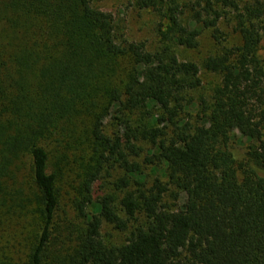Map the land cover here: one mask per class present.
I'll return each mask as SVG.
<instances>
[{
    "label": "trees",
    "instance_id": "trees-1",
    "mask_svg": "<svg viewBox=\"0 0 264 264\" xmlns=\"http://www.w3.org/2000/svg\"><path fill=\"white\" fill-rule=\"evenodd\" d=\"M136 3L157 45L94 0H0V264H264V0Z\"/></svg>",
    "mask_w": 264,
    "mask_h": 264
},
{
    "label": "rangeland",
    "instance_id": "rangeland-1",
    "mask_svg": "<svg viewBox=\"0 0 264 264\" xmlns=\"http://www.w3.org/2000/svg\"><path fill=\"white\" fill-rule=\"evenodd\" d=\"M95 5L101 7L105 10H110L113 12L117 18V21L120 23V29L125 30L131 38H139L145 39L147 42L153 46L159 43L160 36L157 32L158 25L160 22V15L150 9H143L140 8L139 5L136 3V0H94ZM210 30V29H209ZM221 30H224V33L227 34L229 43H236L237 37L234 36V23L233 22H223L221 24ZM220 45L215 44L214 39L211 37L209 33H205V35L201 39V44L194 50H187V49H180L182 57H189L201 62L203 58L208 55L212 54L216 50H218ZM262 54L264 55V40L262 42ZM201 78L202 84L200 88L196 92H194V103L196 104L191 106V114L195 117L196 107L199 106L200 97L205 96L208 97L213 87L219 83L220 81V74L215 73L210 70H206L202 68L201 70ZM116 114V110L114 109L110 116L106 119L105 124V131L108 134H112L115 130L118 129L117 120L113 119V116ZM183 116H185L183 114ZM247 144V138L241 136L239 132L235 133V137L233 138V150L239 157H242L245 154V148ZM139 145L147 146L145 142H139ZM143 157H139L141 160ZM113 174L112 177H104L98 183H105V186H109V180L113 179L114 177L121 174L120 169H111L110 170ZM147 171H151L150 168H147ZM153 178V177H151ZM151 180V179H150ZM166 200L171 201L173 200L170 196L166 197ZM184 197L179 200V204L183 202ZM104 234H106L107 238L119 242L124 239L127 232H120L117 231L110 226H105ZM112 233V235H109ZM109 235V236H108ZM10 236L5 233L2 237H0V246L9 245Z\"/></svg>",
    "mask_w": 264,
    "mask_h": 264
}]
</instances>
